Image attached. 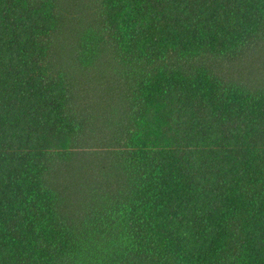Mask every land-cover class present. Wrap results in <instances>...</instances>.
<instances>
[{"label":"trees","instance_id":"1","mask_svg":"<svg viewBox=\"0 0 264 264\" xmlns=\"http://www.w3.org/2000/svg\"><path fill=\"white\" fill-rule=\"evenodd\" d=\"M0 264H264V0H0Z\"/></svg>","mask_w":264,"mask_h":264}]
</instances>
